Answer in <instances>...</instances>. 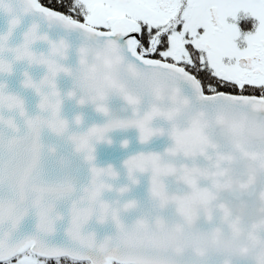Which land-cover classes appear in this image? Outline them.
Wrapping results in <instances>:
<instances>
[{"label":"snow or ice","instance_id":"6c2138e0","mask_svg":"<svg viewBox=\"0 0 264 264\" xmlns=\"http://www.w3.org/2000/svg\"><path fill=\"white\" fill-rule=\"evenodd\" d=\"M0 14V264H264V0H0ZM19 62L43 68L20 80L34 110L5 79ZM129 128L166 144L99 164Z\"/></svg>","mask_w":264,"mask_h":264},{"label":"water","instance_id":"95a60500","mask_svg":"<svg viewBox=\"0 0 264 264\" xmlns=\"http://www.w3.org/2000/svg\"><path fill=\"white\" fill-rule=\"evenodd\" d=\"M30 23L31 17H26L22 25L18 27L13 33L11 43H19L22 41V33ZM6 29L7 17H5L3 14H0V31H5ZM34 48L43 50V45L38 42L36 45H34ZM26 68L31 71L36 77H39V75H41L43 72L42 66L29 67L28 65H26V63L19 62L15 66V73L12 76L6 77L5 79L7 80L9 89L20 91L22 95L25 96L30 110H34L35 104L37 103V97L31 90L23 89L20 85V80L22 79V72ZM58 83L62 88H67L70 84L69 80L63 77L59 78ZM116 107L119 108L120 105L117 104ZM79 110L81 109H79L72 102H66L64 105V113L69 117H71L74 112ZM83 111L86 114V120L88 123L101 122L103 119L100 114H97L90 107L84 108ZM118 114L128 115L130 113L121 111ZM111 135L113 138V143L111 145L105 143L97 145V161L101 165L112 163L117 168H120L122 161L127 158L128 155L140 150H161L166 144L165 138H153V140L147 145L140 144L138 141V130L135 128L115 130L111 133ZM123 139H128L130 141L129 146L127 148L121 147L120 142ZM121 179H123V173ZM136 194L140 197H144L145 186L143 184L136 190ZM28 227H31V222H29ZM93 227H97L98 231L101 234H103L105 231L110 230V226L100 227L93 225Z\"/></svg>","mask_w":264,"mask_h":264}]
</instances>
